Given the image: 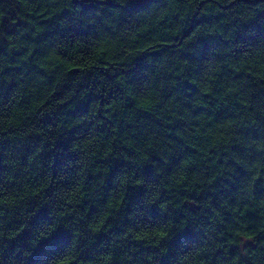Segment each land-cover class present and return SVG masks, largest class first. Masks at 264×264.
<instances>
[{
  "label": "clouds",
  "instance_id": "1",
  "mask_svg": "<svg viewBox=\"0 0 264 264\" xmlns=\"http://www.w3.org/2000/svg\"><path fill=\"white\" fill-rule=\"evenodd\" d=\"M0 264H264V0H0Z\"/></svg>",
  "mask_w": 264,
  "mask_h": 264
}]
</instances>
